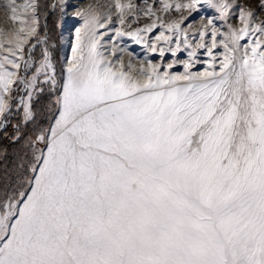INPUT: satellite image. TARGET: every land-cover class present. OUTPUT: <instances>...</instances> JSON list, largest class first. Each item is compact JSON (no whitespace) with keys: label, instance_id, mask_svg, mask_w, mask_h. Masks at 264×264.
<instances>
[{"label":"snow or ice","instance_id":"snow-or-ice-1","mask_svg":"<svg viewBox=\"0 0 264 264\" xmlns=\"http://www.w3.org/2000/svg\"><path fill=\"white\" fill-rule=\"evenodd\" d=\"M5 7L18 25L0 31L6 130L13 115L35 123L34 97L58 82L48 51L32 55L43 35L36 0ZM77 14L55 118L29 140L23 182L0 199V264H264L258 13L236 0H113L103 16ZM125 40L160 61L137 60Z\"/></svg>","mask_w":264,"mask_h":264},{"label":"rangeland","instance_id":"rangeland-1","mask_svg":"<svg viewBox=\"0 0 264 264\" xmlns=\"http://www.w3.org/2000/svg\"><path fill=\"white\" fill-rule=\"evenodd\" d=\"M47 1L48 0H36L38 4V15H39V28L38 34L43 33L41 35L40 43L36 44V46L32 49V55L35 59H39L42 56V53L45 49L48 51L50 59L56 69L57 72V86L54 88H49L47 84H43L44 91L40 93L39 96L34 97L33 100V108L35 115V123H30L27 126L22 125L21 115H13L10 118V123H8L5 127L9 128V132L0 128V131L4 132V139L9 143L8 148H4L3 144L0 143V169L2 167L7 166V159L11 156L14 157L13 163H11V168L7 173L6 177H4V183L2 187H0V199L3 198L4 194L11 193V191L18 187L20 183L23 181L21 177L24 176V169L21 165L26 164L27 157L29 155V140L34 139L36 134L41 129H47L51 123V121L55 118V114L57 111L56 101L58 95L62 91L59 87V83L66 80V67L67 62L71 61L72 56V48L76 46L75 34L78 30L83 27V21L78 12L87 11L90 8L95 9L101 16H103L112 6L113 0H50L49 6L52 10V16H46L47 13ZM8 0H0V31L5 33L11 32L14 28H18V25L14 23L10 18V12L6 9L5 5ZM19 2V0H18ZM135 4H141V0H133ZM236 4L238 6H243L246 10L253 11L254 14L258 13L257 21L264 22V10L261 9V0H236ZM155 7V6H154ZM178 15V14H173ZM193 15H198L197 13H193ZM217 14L213 9L205 7L204 16H216ZM168 17H165L167 19ZM116 17L113 16V20ZM147 18H141L140 25L142 26ZM191 19V17H190ZM216 23H220L219 20L215 21ZM187 23V22H185ZM234 26H238V21L235 19L232 20ZM111 27V25H109ZM136 25H133L135 28ZM105 31L104 29H100V32ZM159 29L156 32L150 34V39L159 33ZM35 37L29 38V43L31 44L35 41ZM108 37H104V41H107ZM101 41V43H104ZM119 43V42H118ZM124 43L129 45L128 50L130 52H134L135 58L138 60L139 58H143L147 56L154 63L160 61V57L157 53H148L141 45H136L130 41L125 40ZM216 51H219L218 49ZM25 52L27 55L28 46H25ZM199 52H203V50H199ZM119 54V50H118ZM187 58L186 52L177 53L176 57H172L171 53H166L163 58L165 61L170 59L177 58ZM202 59H207L206 56H202ZM115 59V57H112ZM133 59V57H129L127 54L124 55L125 63L128 60ZM139 64L137 63V67ZM207 67L206 64H197L192 69L196 71L197 69L203 71ZM179 69L182 71V66H177L173 71H177ZM21 75H23V67L21 68ZM22 94V93H21ZM21 127V131L19 134L16 133L17 126ZM17 139H13L14 136H17ZM19 143H22L19 144ZM19 148L18 153L15 155V151Z\"/></svg>","mask_w":264,"mask_h":264},{"label":"trees","instance_id":"trees-1","mask_svg":"<svg viewBox=\"0 0 264 264\" xmlns=\"http://www.w3.org/2000/svg\"><path fill=\"white\" fill-rule=\"evenodd\" d=\"M47 4H48V6H47V13H46V16H47V18H48V17L52 16V10H51V7L49 6V4H50V0L47 1ZM9 128H10V127H8V128L6 129V132H7V131L9 132ZM4 133H5V131H4V132L0 131V143L3 144L4 148H8V147H9V143L7 142V140L5 141V139H4ZM19 144L22 145V143H19ZM19 148H20V147H18L17 150H14V151H15V155L18 153ZM13 159H14V157H13V156H12V157L10 156V157L7 159V163H8L7 166L2 167V168L0 169V187H2V184H5V183H4V177H6L7 173L9 172V170H10V168H11V163H13Z\"/></svg>","mask_w":264,"mask_h":264}]
</instances>
